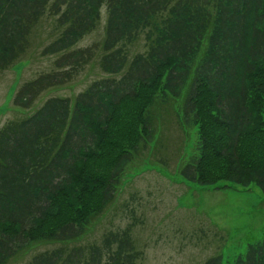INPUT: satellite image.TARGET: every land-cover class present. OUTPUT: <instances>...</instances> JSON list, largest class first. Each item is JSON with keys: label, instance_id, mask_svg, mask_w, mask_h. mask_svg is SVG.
Segmentation results:
<instances>
[{"label": "trees", "instance_id": "trees-1", "mask_svg": "<svg viewBox=\"0 0 264 264\" xmlns=\"http://www.w3.org/2000/svg\"><path fill=\"white\" fill-rule=\"evenodd\" d=\"M102 9L101 43L80 47ZM32 53L52 63L17 87L21 117L0 128V264H134L132 224L79 244L143 173L128 169L157 142L166 110L196 135L182 179L255 185L264 198V0H0V75ZM87 66L102 77L75 98L47 97ZM134 104L138 138L126 150L114 128ZM97 151L102 177L90 167ZM235 262L264 264V238ZM204 264H228L223 248Z\"/></svg>", "mask_w": 264, "mask_h": 264}, {"label": "rangeland", "instance_id": "rangeland-1", "mask_svg": "<svg viewBox=\"0 0 264 264\" xmlns=\"http://www.w3.org/2000/svg\"><path fill=\"white\" fill-rule=\"evenodd\" d=\"M101 16L98 29L86 37L80 47L101 43L105 9H102ZM41 44L40 40H36L33 46ZM29 58L30 62H20L0 75V128L7 121L21 117L11 108L17 87L49 69L52 63V59L46 60L34 53ZM99 77L102 74L97 67L90 69L87 66L70 85L51 92L47 97L75 98ZM136 111L137 104L122 109L119 112L121 121L116 123L119 128H114V137L126 150L138 138ZM179 126L173 112H163L157 142L154 139V143L143 150L128 169L130 171L136 166L143 173L123 184L114 203L79 244L81 247L100 245L103 234L121 230L128 224L133 225L132 238L137 250L134 264H204L221 248L226 262L234 264L237 258H245L250 246L262 242L264 198L258 187L250 185L248 189H243L229 182L202 187L178 175L183 165L180 157L185 143L187 141L186 161L190 155L187 148H191L196 138L195 133H189L190 130L185 133ZM95 155L98 160L90 163V167L94 177H102L108 158H102L103 154L98 151ZM130 172H135V169ZM53 217L57 218L56 215ZM45 249L40 247L35 252ZM30 257L9 264H23Z\"/></svg>", "mask_w": 264, "mask_h": 264}]
</instances>
